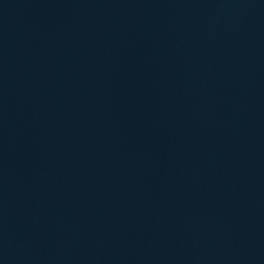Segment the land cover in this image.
<instances>
[{"label":"water","instance_id":"water-1","mask_svg":"<svg viewBox=\"0 0 264 264\" xmlns=\"http://www.w3.org/2000/svg\"><path fill=\"white\" fill-rule=\"evenodd\" d=\"M0 264H264V0H0Z\"/></svg>","mask_w":264,"mask_h":264}]
</instances>
